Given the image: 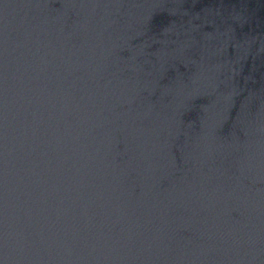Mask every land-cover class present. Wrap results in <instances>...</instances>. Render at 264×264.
Returning a JSON list of instances; mask_svg holds the SVG:
<instances>
[{"label": "water", "instance_id": "1", "mask_svg": "<svg viewBox=\"0 0 264 264\" xmlns=\"http://www.w3.org/2000/svg\"><path fill=\"white\" fill-rule=\"evenodd\" d=\"M0 264H264V0H0Z\"/></svg>", "mask_w": 264, "mask_h": 264}]
</instances>
